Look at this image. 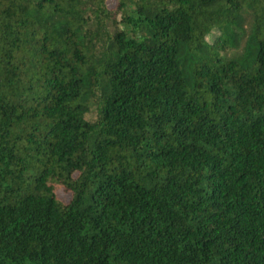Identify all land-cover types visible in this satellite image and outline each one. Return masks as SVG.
<instances>
[{
	"label": "trees",
	"instance_id": "obj_1",
	"mask_svg": "<svg viewBox=\"0 0 264 264\" xmlns=\"http://www.w3.org/2000/svg\"><path fill=\"white\" fill-rule=\"evenodd\" d=\"M0 264H264V0H0Z\"/></svg>",
	"mask_w": 264,
	"mask_h": 264
},
{
	"label": "rangeland",
	"instance_id": "obj_2",
	"mask_svg": "<svg viewBox=\"0 0 264 264\" xmlns=\"http://www.w3.org/2000/svg\"><path fill=\"white\" fill-rule=\"evenodd\" d=\"M107 4H108L109 7H113L116 4V0H107ZM86 118L88 120H93L95 118V111L92 110L91 113L87 114Z\"/></svg>",
	"mask_w": 264,
	"mask_h": 264
}]
</instances>
